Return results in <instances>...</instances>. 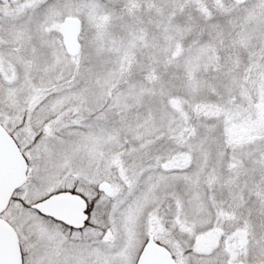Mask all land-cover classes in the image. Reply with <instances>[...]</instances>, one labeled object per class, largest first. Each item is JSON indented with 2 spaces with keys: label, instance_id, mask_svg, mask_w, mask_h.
<instances>
[{
  "label": "snow or ice",
  "instance_id": "6c2138e0",
  "mask_svg": "<svg viewBox=\"0 0 264 264\" xmlns=\"http://www.w3.org/2000/svg\"><path fill=\"white\" fill-rule=\"evenodd\" d=\"M0 264H264V0H0Z\"/></svg>",
  "mask_w": 264,
  "mask_h": 264
}]
</instances>
